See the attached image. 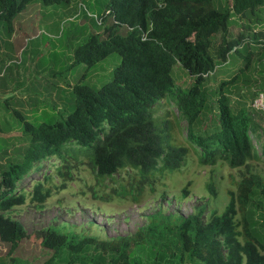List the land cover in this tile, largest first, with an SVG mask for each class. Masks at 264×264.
Wrapping results in <instances>:
<instances>
[{"label": "trees", "instance_id": "1", "mask_svg": "<svg viewBox=\"0 0 264 264\" xmlns=\"http://www.w3.org/2000/svg\"><path fill=\"white\" fill-rule=\"evenodd\" d=\"M30 1L0 0V19L9 24ZM72 1L41 3L69 7ZM262 16L264 0H226L220 8L212 0H108L97 15L102 32L90 33L74 50L73 65L87 70L117 53L121 63L112 80L100 89L75 84L73 110L53 122L34 125L18 110L13 112L27 142L14 149L13 157L5 154L7 150L0 155V243L6 247L2 253L12 255L25 244L49 252L41 264H264V243L255 235L264 180L253 169L264 160V144L259 153L252 140L259 128L254 115L245 107L235 108L223 89L236 77L218 85L216 114L208 125L201 120L209 109L206 87L215 68L240 49L248 48V58L264 49V28L253 30L264 25ZM174 66L191 79L184 89L176 85ZM167 97L186 122L189 141L200 150L198 163L213 167L222 162L239 172L221 213L212 212L204 221L202 206L188 216L157 212L132 235L108 239L54 228L28 234L6 215L27 200L41 211L52 193L72 180V169L83 159L101 180L125 172L127 178L113 190L123 199L137 201L154 191L158 181L180 169L189 153L174 140L172 122L155 115L156 105ZM199 128L202 131L196 133ZM50 158L59 161L58 185L39 182L30 194L18 188ZM186 196L184 187L181 197Z\"/></svg>", "mask_w": 264, "mask_h": 264}, {"label": "rangeland", "instance_id": "2", "mask_svg": "<svg viewBox=\"0 0 264 264\" xmlns=\"http://www.w3.org/2000/svg\"><path fill=\"white\" fill-rule=\"evenodd\" d=\"M225 1L212 0V3L220 8ZM107 2L97 0L93 5L91 0H73L69 7H64L44 6L41 0H31L9 24L0 19V155L7 150L5 154L13 157L14 149L27 142L14 110L21 112L34 125L53 122L73 110L72 87L75 84L100 89L112 80L114 69L121 63L117 53H111L87 70L82 64L73 65L74 50L85 43L90 33L102 32L96 16L104 12ZM76 13L79 15L74 17ZM263 28L264 25H256L253 30L261 31ZM246 34L250 36L251 31H246ZM250 50L256 51V48ZM245 51H249L248 48L231 53L227 62L210 74L206 87L209 109L203 111L201 120L202 125H208L216 114L218 85L236 77L223 89L235 108L245 107L254 115L259 128L252 134L253 145L262 153L264 113L256 110L253 104L257 94L264 92V49L249 58ZM173 70L176 85L186 88L191 79L178 66ZM161 104L156 105L155 115L172 122L174 140L186 147L189 153L180 169L158 181L154 191L148 190L137 201L123 199L113 190L117 189V182L127 178L126 173L118 172L112 180H101L83 159V164L72 169V180L65 184L63 190L52 193L41 211L35 210L27 200L25 205L10 210L6 215L18 221L28 234L54 228L65 234L108 239L132 235L147 223L150 215L157 212L188 216L202 206L204 221L212 212L221 213L228 203V192L235 191L239 172L222 162L213 167L201 166L198 163L200 150L189 141L187 124L174 100L167 97ZM195 131L199 133L202 128ZM58 165L56 158L43 161L18 183V188L30 194L39 182L47 187L58 185ZM253 169L264 180V160L255 163ZM184 187H187V196L182 198ZM258 198L262 209L258 211L255 235L259 242L264 243V196L259 195ZM5 248L0 243V264H41V257L49 254L21 244L8 256L2 253Z\"/></svg>", "mask_w": 264, "mask_h": 264}, {"label": "built area", "instance_id": "3", "mask_svg": "<svg viewBox=\"0 0 264 264\" xmlns=\"http://www.w3.org/2000/svg\"><path fill=\"white\" fill-rule=\"evenodd\" d=\"M97 22L100 24L101 19H99L96 16ZM253 106L255 107L256 110H260L264 113V92H260L257 96V99L254 101Z\"/></svg>", "mask_w": 264, "mask_h": 264}, {"label": "crops", "instance_id": "4", "mask_svg": "<svg viewBox=\"0 0 264 264\" xmlns=\"http://www.w3.org/2000/svg\"><path fill=\"white\" fill-rule=\"evenodd\" d=\"M96 1H97V0H91V2L93 3V5H95V4H96ZM78 15H79V14H78V13H76V14H74V17H75V16H78Z\"/></svg>", "mask_w": 264, "mask_h": 264}]
</instances>
